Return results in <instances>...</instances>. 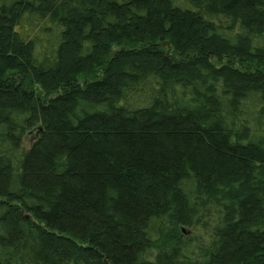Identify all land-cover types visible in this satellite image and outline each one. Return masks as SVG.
<instances>
[{
  "label": "trees",
  "instance_id": "trees-1",
  "mask_svg": "<svg viewBox=\"0 0 264 264\" xmlns=\"http://www.w3.org/2000/svg\"><path fill=\"white\" fill-rule=\"evenodd\" d=\"M0 264H264V0H0Z\"/></svg>",
  "mask_w": 264,
  "mask_h": 264
},
{
  "label": "rangeland",
  "instance_id": "rangeland-1",
  "mask_svg": "<svg viewBox=\"0 0 264 264\" xmlns=\"http://www.w3.org/2000/svg\"><path fill=\"white\" fill-rule=\"evenodd\" d=\"M35 138H36V135H35V136H31V137H30V139H29V140H30V142H33V140H34ZM184 230H186V233H185V234H187V235H188V230H187V229H185V228H184ZM189 233H190V231H189Z\"/></svg>",
  "mask_w": 264,
  "mask_h": 264
},
{
  "label": "water",
  "instance_id": "water-1",
  "mask_svg": "<svg viewBox=\"0 0 264 264\" xmlns=\"http://www.w3.org/2000/svg\"><path fill=\"white\" fill-rule=\"evenodd\" d=\"M183 232L186 233V230L183 229Z\"/></svg>",
  "mask_w": 264,
  "mask_h": 264
}]
</instances>
